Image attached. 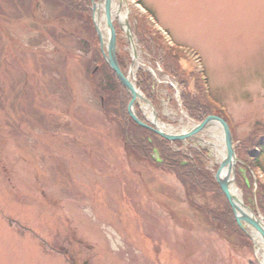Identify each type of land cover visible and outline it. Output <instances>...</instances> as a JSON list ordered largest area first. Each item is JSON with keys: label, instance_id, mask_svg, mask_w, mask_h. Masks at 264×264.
I'll use <instances>...</instances> for the list:
<instances>
[{"label": "rangeland", "instance_id": "374dc122", "mask_svg": "<svg viewBox=\"0 0 264 264\" xmlns=\"http://www.w3.org/2000/svg\"><path fill=\"white\" fill-rule=\"evenodd\" d=\"M127 2L135 30L142 11ZM140 3L177 46L199 52L235 137H263L264 0ZM117 28L128 71L130 45ZM95 46L49 0H0V264H259L207 214L220 216L222 202L187 196L174 176L128 152L91 84L103 78L92 70ZM139 51V69L156 75L160 121L190 127L174 78ZM210 139L203 132L185 145L205 150L212 170L222 149ZM242 163L236 172L247 182ZM258 163L264 172V151Z\"/></svg>", "mask_w": 264, "mask_h": 264}, {"label": "trees", "instance_id": "16d2710c", "mask_svg": "<svg viewBox=\"0 0 264 264\" xmlns=\"http://www.w3.org/2000/svg\"><path fill=\"white\" fill-rule=\"evenodd\" d=\"M56 7H61L71 19L75 18L90 31L96 43L91 55L90 62L93 63L94 70L99 66L97 73L103 78L101 82L91 79V84L96 93L103 100L102 108L104 113L116 120L121 128L128 152L136 154L139 159L151 164L157 169L164 170L174 176L183 186L187 196L200 195L204 198L213 196L216 203L222 202V214L219 216L216 210L207 209V214L213 218L214 223L231 231L238 238L241 237L246 244V248L253 253V245L250 239L238 228L232 209L226 198L220 191L211 173H209L201 162V157L197 152H193L194 159L185 161L183 156L172 150V144L162 139L148 129L135 124L129 117L127 108L130 102L129 94L122 88L116 74L105 63L99 47L98 38L95 33L92 14V3L90 0H49ZM96 3L100 0H94ZM139 44L147 55L155 63H158L164 72L173 77L179 84L182 95V103L190 118L195 122H203L209 116H219L223 118L220 110L207 98L204 83L201 76L195 72L185 55L177 49L165 44L162 37L150 27L145 19L139 21L137 27ZM88 44L86 45L87 49ZM119 65L125 69L123 57H118ZM92 72V71H91ZM138 82L142 92L152 103H156L154 94L155 82L150 74L140 72ZM139 119L145 123L141 114ZM177 145L180 143L177 142ZM256 150L260 151L255 155ZM264 151L263 137H251L241 143L237 150L241 161L249 162L252 170L258 167V158ZM158 155V160L154 157ZM247 182H242L239 173L237 174V186L244 194V202L247 206L255 210L253 187L254 182L250 171H247ZM250 174V175H249ZM219 201V202H218ZM251 201V202H249ZM257 203L261 213L264 215V188L261 185L257 190Z\"/></svg>", "mask_w": 264, "mask_h": 264}, {"label": "water", "instance_id": "95a60500", "mask_svg": "<svg viewBox=\"0 0 264 264\" xmlns=\"http://www.w3.org/2000/svg\"><path fill=\"white\" fill-rule=\"evenodd\" d=\"M91 1L94 15V25L100 41L104 59L111 70H113V72H115L117 75L122 87L131 96V101L128 106V113L132 120L143 128L152 129L157 135L170 142L184 141L193 138L196 135L205 132V130L210 126L219 127L222 131V138L225 146V157L219 165V169L215 175V180L232 208L238 227L253 240L255 245L256 241L253 239L248 228L256 231L264 243V222L262 216L259 214V212H257L258 214L254 213L244 204L243 200L239 199L236 193L233 192V188H236V190L239 191L236 186L235 176L236 166L240 163V161L236 156V146L226 122L219 117L211 116L204 122L196 124L194 127L179 133H168L160 130L157 126L158 119L156 117V111L145 98V96L138 89H136V87L124 75L118 64L117 33L114 28V19L116 18V14L112 8L113 0H101L98 4L94 3V0ZM101 18H103V21ZM102 24L105 25V29L103 28ZM104 35H106L107 38H105ZM128 35L131 37L129 33ZM138 99L151 108L153 121L150 122V124L153 126V128L143 124L136 116L135 105L139 103ZM224 172L227 173L224 175Z\"/></svg>", "mask_w": 264, "mask_h": 264}, {"label": "bare ground", "instance_id": "6f19581e", "mask_svg": "<svg viewBox=\"0 0 264 264\" xmlns=\"http://www.w3.org/2000/svg\"><path fill=\"white\" fill-rule=\"evenodd\" d=\"M113 7L115 10V14L117 15V18L119 19V22L124 23L126 21V19L128 18V12H129L127 0H114ZM97 19H98V16H97ZM101 19L103 21V18H101ZM105 38H107V37L105 36ZM136 65L137 66L139 65L138 61L136 62ZM138 101L140 102L142 109L145 112V114L148 116V118L152 119L151 108L148 105H146L145 103H143L140 99H138ZM157 125H158L159 129L164 131V132H171V131L175 130V129L169 127L168 125L162 124L160 122H157ZM205 132L208 133V135L211 138L209 144H211V145L214 144L216 146H219V148L222 149L220 152V156H219V160H221L223 157H225V155H224L225 154V150H224L225 146L223 143L221 129L217 126H210L205 130ZM226 173L227 172H224V175ZM233 192L236 193V195L238 196L239 199H242L241 193L239 191H237L236 188H233ZM248 230L250 231V233L252 234V237L256 241V252L260 257L262 264H264V243L256 231H254L251 228H248Z\"/></svg>", "mask_w": 264, "mask_h": 264}]
</instances>
